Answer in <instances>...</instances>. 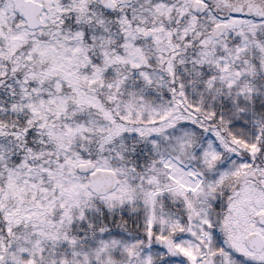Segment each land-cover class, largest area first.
Here are the masks:
<instances>
[{
	"label": "snow or ice",
	"instance_id": "1",
	"mask_svg": "<svg viewBox=\"0 0 264 264\" xmlns=\"http://www.w3.org/2000/svg\"><path fill=\"white\" fill-rule=\"evenodd\" d=\"M0 264H264V0H0Z\"/></svg>",
	"mask_w": 264,
	"mask_h": 264
}]
</instances>
